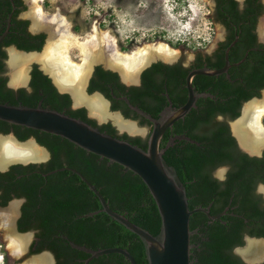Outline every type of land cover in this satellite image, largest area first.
<instances>
[{"label": "trees", "instance_id": "16d2710c", "mask_svg": "<svg viewBox=\"0 0 264 264\" xmlns=\"http://www.w3.org/2000/svg\"><path fill=\"white\" fill-rule=\"evenodd\" d=\"M14 2L17 6L20 4L18 0ZM7 3L11 11L12 3L11 1ZM217 4L220 20L229 27L236 24L246 29L244 38L251 42V46L254 45L252 35L247 29L255 26V17L250 18V14L259 8L257 0H249L245 12L238 9V2L234 0H217ZM5 5V1L0 0V34L4 32L6 26L7 14L3 11ZM12 22L14 24L10 33L0 48L1 103L30 107H36L41 103L43 107L81 119L113 137L147 149V141L140 137L118 135L117 130L110 123L98 125L95 120L87 116L85 108L71 109V97L68 94H60L53 85L52 79L37 64L33 65L31 71L29 84L31 91L25 87L17 90L10 88L6 66L8 55L2 46L15 44L23 51H42L45 38L44 35L31 37L27 33L28 21H16L13 18ZM38 38L41 39L39 42L31 43L33 39ZM259 61L253 69L254 72L246 78V84L237 83L234 87H231L230 83L228 87V84H223L224 88L216 100H202L207 108L204 114L191 113L187 116L185 126L181 124L182 121L176 124V132H186L191 141L177 140L166 149L164 158L176 169L183 182L191 210L198 205L203 206L213 202L219 204L221 208L227 204L231 206L237 204L239 207L235 213H240L244 218L254 221L264 215L263 212H259V198L254 193L253 176L248 175L249 171L256 169H249V165L254 160H250L246 155H240L236 159L234 154L237 153V145L230 135L228 126L226 123L215 121L218 114L229 115L232 119L239 117L243 101L259 96L257 89L264 88V56H261ZM118 79L117 73L97 67L90 82L89 92L103 93L113 102V111L121 109L126 117L133 116L136 119L138 115H132L129 105L116 102L110 93L109 85H113L115 90H125L124 86L118 85ZM251 86H257L256 92L247 93L245 89ZM127 96L129 102L140 104L155 117L166 102L165 99H158L157 104L152 106L143 104L140 99L137 101L130 94ZM178 101L181 99L175 102ZM143 122L147 121L143 120ZM11 131L21 141L36 136L38 142L51 152V160L47 163L27 166L16 164L7 172L0 173V190L3 191V196L0 197L3 198L1 204L6 205L13 198H25L22 216L18 220V229L21 233L37 231L36 236L39 240L32 244V247L36 246V251L32 250L31 253L49 250L57 256L61 264H84V260L90 257V254L73 247L71 244L73 242L92 250L125 248L138 264H148L145 245L141 238L101 211L100 200L77 174L70 170L46 174L64 167L80 171L101 192L113 210L124 214L133 223L157 235L161 230V216L148 187L139 176L117 163H111L107 159L87 152L60 136L0 120V133L8 134ZM167 138L161 144V148L166 147ZM230 162L235 166V171L230 174L227 182H220L212 176V171L217 167ZM237 185V191L232 194ZM233 195V202L229 203ZM90 213L94 215L90 216ZM244 218L231 217L230 223L232 221L233 223L230 227L221 224L207 226L208 228L201 229L202 236L195 232L191 236L192 264H246L234 254L235 247L244 245L240 232ZM203 219H207L204 214L194 213L190 219L191 230L195 231L198 222ZM250 234L264 237V230L252 231ZM198 242L200 245L196 246ZM89 264L130 263L123 255L113 253L96 258Z\"/></svg>", "mask_w": 264, "mask_h": 264}, {"label": "flooded vegetation", "instance_id": "af4514ba", "mask_svg": "<svg viewBox=\"0 0 264 264\" xmlns=\"http://www.w3.org/2000/svg\"><path fill=\"white\" fill-rule=\"evenodd\" d=\"M2 1H5L6 3L5 7H3V11H4V14H7V18L5 21L6 26H5L4 32L9 27V33H10L11 27L14 24L12 22L13 18H15L16 21H28L29 24L27 27V33L31 37H36L40 35L45 36L44 44H43V49H44V47L48 43L50 33L48 32L47 28L34 26V17L27 15L29 4H31L32 7H34V3L30 2L29 0H18L20 4L17 6L14 2L15 0H2ZM8 1H11L12 3L11 11H9V6L7 3ZM207 1L211 3V8H210L211 9V14H210L211 19L213 23L218 24L221 29V34L217 37V40L214 46L210 50L209 49L203 50V49L198 48L191 55L190 58H187L185 54L183 53L179 54V56L177 54L174 56L172 55V57H169V58L168 57L166 58L165 56H162L159 54L151 56L152 58L150 56H146V58L142 62L136 63V64H140V66L135 69V72L131 79H127L126 77H124L122 73L119 72L117 68L115 67L110 68L109 66L108 68H105L104 66L107 64H103V62L99 64H95L94 67L92 68V72L90 73V76H89V79L86 85V94H88V96H91L92 94L99 92V91H95L93 93H90L89 87H90L91 79L93 78L95 74L96 68L102 67V69L105 71H111L113 73H117L118 78H119L118 85L125 87V90L122 91L121 89L115 90L112 87L113 85H109L111 89L110 93L113 95V98L115 99L116 102L118 103L124 102L128 104L127 100L128 101L130 100L127 94H130V96L135 97L137 101L138 99H140V101H142L143 104H148L152 106L157 104L158 99L166 100V102L164 103V106H162V108L156 113L158 114L157 117L153 116L151 113L144 110L140 106V104L135 105L130 102L131 106L129 104L128 105H129L130 110L133 112L132 115H138V117L134 119L133 116L126 117L121 109L113 111L112 110L113 102L109 100L103 93L99 92L102 96H104L105 99L109 101L111 111L119 112L120 115H122V117H124L125 120H132L137 123L138 132L134 133L133 135L130 134L129 131L121 129L114 122L112 118H110V120L104 121L103 123L102 122L100 123V121H98V119L95 118V116L94 117L92 116L90 110L88 109V107H86L87 106L86 104H85L86 106L84 104L75 106L74 100H73L74 94L72 92V89H70L71 88L70 85L69 87L67 86L64 87V85L59 84L56 81L54 75H53V80H52L53 85L56 87L57 91L60 94H68L71 97V100H72L71 105H70L71 109L85 108L87 110V116L90 119L95 120L98 125L110 123L117 130L118 135L127 134L130 137H140L143 140L147 141V145H148V139L152 131L153 123L149 119H147L145 116L140 114L137 111V109L143 112H146L147 114L151 115L154 118H158L160 116V113L163 110H165L167 107H169L170 103H172L173 108H178L184 105L189 98V90L187 87L188 75L196 69H201V68L220 69L224 67L226 63V57H225L226 50L229 47V45L232 42H234L236 38H238L236 44L232 47V49L229 52V60H230L231 67L229 68L228 73L218 75V76L196 75L193 78V81H192L193 89L195 93L199 95V98L196 103V106L191 110V112L187 116H190L191 113L204 114L207 108H206V103L202 102V100H208V99L216 100L219 97V94L222 92L221 91L222 88H224L223 84L224 85L228 84L227 87L229 86V83L231 84V87L236 86L237 83L246 84L245 82L246 78H248L249 75L254 72L253 71L254 67L260 63L259 58L261 56H264V26H262L264 25V0H257V4H259L260 6L259 8L256 9L254 13L250 14V18L252 16L255 17V26L253 28L248 27L247 29L252 35L251 39L254 41V45L252 46L250 45L251 42L247 41V38H244V31L246 29H244L243 27H238L236 24H232L233 27H229L227 24L223 23L220 20V13L218 12V9H217V6H218L217 0H207ZM234 1L238 2V9L241 12H245L248 6L249 0H234ZM32 14L34 13L32 12ZM71 29L73 31V25ZM9 33L7 34V36L9 35ZM40 40H41L40 38L33 39L31 43H37ZM1 45H0V48H1ZM2 49L5 50L8 55V58L6 60V66L8 64L7 61L10 57L9 53L12 49L23 51V50L18 49L15 44H11L8 46H2ZM42 51H30V52L24 51V52H27V53L39 52L40 54ZM245 57H246V60L244 62H242L240 65H236V63L240 62ZM34 64L39 65L38 62H34L32 64V67L30 70L29 82H28L27 87H25L28 89V91H31L29 84L31 80V71H32ZM39 68L41 69L40 65H39ZM8 86L10 88H13L10 86L9 81H8ZM256 88L257 86H253V87L251 86V87H247L245 90L247 93H253V92H256ZM13 89L17 90L19 88H13ZM257 90L259 91V96L257 97L254 96L247 101H243L242 106L240 108L239 117L232 119V117L229 115L218 114L215 117V121L218 123H221V122L226 123V125L228 126L230 130V135L232 138L235 139V142L237 145V149H236L237 153L234 154L236 159H238L240 155H246L250 160H254V162H252L251 165H249V169L250 168H254V169L256 168V169L253 170L252 172L249 171L248 175L253 176L252 183L255 184L254 193L259 198V204H258L259 212L264 213V137H261L260 131L253 129L252 127L246 124L244 126V130L241 129V132L239 134L234 130V127H233L234 124L239 123L242 117H244V108L247 104H249L252 101L263 99L264 88H260ZM177 99L178 100L181 99V101L175 102ZM187 116L184 119L179 120V121H182L181 124L183 126H185L187 123V118H188ZM143 120H146L147 122H143ZM177 122L173 125L172 128H169L164 134L161 144L165 141L166 137H168L166 148L168 146L173 145L177 140L191 141L189 139L190 137L186 134V132L184 133L176 132ZM260 122L262 126L264 127V116L261 118ZM144 126H147L149 128V131L147 133H145V130L143 128ZM10 135L13 137L11 139L20 145L21 144L22 145L31 144V142L27 143V141L34 140L35 143L33 142L32 143L35 144L38 148H40L43 151V158H39L35 160H32V159L26 160L25 161L26 163L23 162L24 161L23 159H12L14 162L8 165L6 170L0 169V173L7 172L11 166L16 165V164H21L25 166L31 165V164L40 165V164L47 163L51 160L50 150L46 148L45 146L41 145L38 142L36 136H31L29 139L21 141L15 135L13 131H11L8 134L0 133V152L3 149L2 148L3 141L5 140V138H8V137L10 138ZM255 160L257 161V163H255L256 162ZM225 166L227 167L228 171L226 173H222L221 170ZM1 167H3V164L2 166H0V168ZM234 171H235V166L231 164L230 162V163L217 167L214 171H212V176L220 182H227L229 180L230 174L233 173ZM221 175H224L226 178L220 179L219 177ZM236 187L233 190L232 194L237 191L238 185ZM222 189H224V187ZM1 196H3L2 190H0V197ZM233 197L234 195L231 196L229 203L233 202ZM1 201H3V198L0 199V207L2 208L8 207L12 201H19V204H17L18 206L14 203H12L11 205V206L16 205L15 208L17 207V209L19 210V216L16 222L17 230L19 231L18 220L22 216V207L25 203V198H13L6 205H2ZM238 207L239 205L237 204L233 206L227 204L223 208H221L219 204H214L213 202H211L208 205H203V206L198 205L197 208H203L207 210L211 216L216 217V218L215 219L211 218L206 213L199 212L201 214H204L207 219H203L198 222V226L196 227V233H199V235L202 236L203 233L201 232V229L203 228L206 229L208 228L207 226L213 227L216 224H221L223 226L230 227L231 226L230 224L233 223V221L232 223H230L231 217L244 218V216L241 215L240 213L239 214L235 213V210H237ZM9 208L10 207H8L6 210H3V209L1 210L0 208V213H6V211H8ZM253 221L254 220L252 219L244 218L242 226H241L242 229L240 231L242 234L241 236H242L244 245L235 247L234 254H236L235 252L236 249L246 246L248 238H257V239L264 238V237L253 236L250 234V232L252 231H263L264 230V215L262 214L260 218H258L254 222ZM1 224L2 222L0 220V225ZM24 233H31V238L29 239L30 242L28 246V251L24 253L25 252V249H24V252L20 254L18 258H15V259L28 258L34 255H40L44 252H47L52 257L51 259L53 262H51L50 260V264H61L62 263L59 261L57 256L49 250H44L39 253H31L32 250L36 251V246L32 247V244L39 240L38 237L36 236L37 231L32 230V231H28ZM6 241H7V235H6ZM199 245H200V242H198L196 246H199ZM61 258H63V256ZM263 263H259V264H263Z\"/></svg>", "mask_w": 264, "mask_h": 264}, {"label": "water", "instance_id": "95a60500", "mask_svg": "<svg viewBox=\"0 0 264 264\" xmlns=\"http://www.w3.org/2000/svg\"><path fill=\"white\" fill-rule=\"evenodd\" d=\"M8 33L9 27L3 34L0 35V45ZM237 40L238 38H236V40L232 42L226 50V63L224 67L220 69H196L188 75L187 87L189 90V98L184 105L178 108H173L172 103H170L169 107L163 110L158 118H154L146 112H143L136 108L140 114L145 116L153 123L152 131L148 139V147L146 150L130 143L129 141L113 137L105 132H102L98 128L88 124L81 119L71 117L63 112H59L49 107H43L41 103H39V105L36 107H30L22 104L11 105L8 103L0 102V120L8 122L10 124L19 125L60 136L64 139H67L76 146L86 150L87 152L93 153L101 157L102 159H107L111 163H117L123 166L126 170L132 171L134 174L139 176L148 187L152 197L157 204L161 216V230L157 235H154L147 229L133 223L124 214L118 213L113 210L109 206L108 202L101 194V192L80 171L71 167H64L53 170L52 172L46 174L50 175L65 170H70L73 173L77 174L100 200V203L102 205L101 211L107 213L117 222H119L128 230L141 238L145 245L148 264H192L191 249L193 248V245L191 242V236L196 232V230H191V216L197 212H204L211 218L215 219L216 217L211 216L210 213L203 208H195L193 210L190 209L187 191L183 182L181 181L176 169L170 166L164 158V153L170 146H168L167 148H161V142L165 132L169 128H172L177 121L184 119L196 106L199 95L195 93L193 89V78L196 75L218 76L228 73V70L231 67L229 52L236 44ZM12 51H16L23 56L27 54H39V52L27 53L15 49H13ZM245 60L246 57L240 62L236 63V65H240ZM102 62L103 64H106L101 60L88 64L87 74L85 75V78L83 80V92L87 97L96 96L101 98L107 111L110 114L119 116L123 120H125L119 112H113L110 110L109 101L105 99L104 96H102L99 92L94 93L91 96H88V94H86V85L90 73L92 72V68L95 64H99ZM8 64L11 65L12 63L9 61ZM109 66L110 68L112 67L108 64L104 67L108 68ZM42 70L53 80V75L49 70L45 68H43ZM10 86L16 88L13 84H10ZM73 100L75 106L83 105L76 102L75 95H73ZM127 103L131 106V103L128 100ZM86 107H88L91 112V108L88 105ZM91 114L93 117L95 116L92 112ZM104 120L105 119H98V121ZM125 121L131 122L135 124V126H137V123L135 121ZM10 138L13 137L10 135ZM30 142L35 143L34 140L27 141V143ZM1 155H4V151L1 152ZM25 161L26 160H24L23 162ZM13 162V160L5 162L3 164V167H1L0 169L6 170L8 165L12 164ZM12 203L17 205L19 204V201H12L8 207H10ZM8 207L0 208L1 210H6ZM89 215H94V213H90ZM18 216L19 210L16 207V214L13 218L14 231L19 235H27L30 239L31 233H21L17 230L16 222ZM29 242L30 240L25 247L24 253L28 251ZM249 242L264 243V238H248L246 246L236 249V254L239 255L248 264L263 263L264 257L252 259L247 258L243 254L245 251H247ZM71 244L73 247L84 250L90 254V257L84 261V264H89L96 258L113 253L123 255L130 264H138L132 254L125 248L114 247L92 250L84 246H79L73 242ZM45 255L48 256L49 259L52 258L49 253L44 252L40 255H34L33 259L37 260L38 258Z\"/></svg>", "mask_w": 264, "mask_h": 264}, {"label": "rangeland", "instance_id": "374dc122", "mask_svg": "<svg viewBox=\"0 0 264 264\" xmlns=\"http://www.w3.org/2000/svg\"><path fill=\"white\" fill-rule=\"evenodd\" d=\"M29 1L34 2V0ZM39 6L49 14L58 11L73 25V32L81 37L90 34L94 25L102 31H108L116 39L117 48L122 53H131L135 49L145 53L148 50L147 54L152 53L154 56L156 54L154 48L158 44H163L168 45L173 56L183 53L190 58L198 48L210 50L221 34L220 26L214 24L211 19V3L207 0H42L37 3V7ZM34 7L29 4L28 16L34 17L32 14ZM46 46L35 57L43 54ZM11 51L8 63L12 60L11 53L15 52ZM68 53L71 54L72 64L83 67L84 60L78 49L70 48ZM34 62H38L42 69L45 68L38 57L28 62L23 60L16 64L12 62L11 65L7 64L9 83L16 88L27 87ZM135 66L132 68L133 72L139 65ZM57 67L58 72H55L59 73V67L62 66L57 65ZM49 68L48 66L47 70L51 72ZM86 70L87 67H84V75L87 74ZM17 75H23L26 78L22 84L14 83ZM107 120L110 119L104 121ZM143 128L145 133L149 131L147 126ZM130 134L133 135V133ZM6 235L7 232L0 225V264L34 262L33 256L22 259L13 258L7 249ZM50 260L53 262L52 259Z\"/></svg>", "mask_w": 264, "mask_h": 264}, {"label": "bare ground", "instance_id": "6f19581e", "mask_svg": "<svg viewBox=\"0 0 264 264\" xmlns=\"http://www.w3.org/2000/svg\"><path fill=\"white\" fill-rule=\"evenodd\" d=\"M39 1L42 0H34L33 2L35 6L34 25L37 27L47 28L48 32L50 33L45 51L40 56H37L40 62L44 64L46 69L48 66L51 68V73L54 75L56 81L59 84L64 85V87H69L70 85V89H72V92L75 95L76 102L79 104L88 105L91 108V112L96 115V117L99 119L112 118L121 129L127 130L133 134L138 132V127L133 123L126 122L119 116L110 114L101 98L96 96L87 97L85 95L82 88L83 80L85 78L84 67H87V64L91 62L101 60L106 64L117 68L127 79H131L134 74L132 68L137 65L135 63L142 62L146 56H148V54L150 57L153 56V54H147L148 50L144 53L141 50L136 51V49L135 51H131V53L120 52L117 48L116 39L111 36L108 31L100 30L97 25L93 26L90 34L86 35L85 37H81V35L75 34L72 31V24L68 22V19L66 20L64 16L60 15L58 11L53 14H49L44 12L40 6L37 7V3ZM70 48H73V50H79L82 59L84 60L83 67H78L72 64L70 58L71 54L69 55L68 53ZM154 49L156 54L165 56L166 58L172 57L173 55L168 45L158 44ZM11 54V62L15 64L23 60L28 62L31 59H35V55H37L27 54L26 56H23L16 51L12 52ZM57 65L62 66L59 67V73L55 72H58ZM138 65L140 66V64ZM25 79L26 78H24L23 75H17V79L16 77L14 78V83L22 84ZM263 116L264 96L263 99L252 101L245 106L244 117H242L239 123L233 125L234 130L239 134L241 129L244 130V126L246 124L253 129L260 131L261 137H264V127L260 122ZM2 148L4 155L0 156V166H2V164H4L6 161L8 162L12 159L35 160L43 158V151L32 142L31 144L20 145L11 138H5L2 143ZM15 206H11L8 211H6V213H0V220L2 222V229H5L7 232V248L10 251L9 253L14 258H18V256L24 252L25 246L29 241V237L27 235H19L13 229V218L16 212ZM243 254L247 258L252 259L264 257V243L249 242L247 251H245ZM49 263L50 259L45 255L38 258L37 260H34V262L31 264Z\"/></svg>", "mask_w": 264, "mask_h": 264}, {"label": "clouds", "instance_id": "9594fccd", "mask_svg": "<svg viewBox=\"0 0 264 264\" xmlns=\"http://www.w3.org/2000/svg\"><path fill=\"white\" fill-rule=\"evenodd\" d=\"M221 171H222V173H226V172L228 171V169H227V167L225 166ZM219 178H220V179H225L226 177H225L224 175H221Z\"/></svg>", "mask_w": 264, "mask_h": 264}]
</instances>
